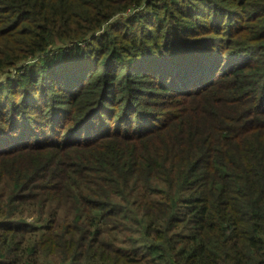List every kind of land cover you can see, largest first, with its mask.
Instances as JSON below:
<instances>
[{
  "label": "trees",
  "instance_id": "trees-1",
  "mask_svg": "<svg viewBox=\"0 0 264 264\" xmlns=\"http://www.w3.org/2000/svg\"><path fill=\"white\" fill-rule=\"evenodd\" d=\"M29 57L0 264H264V0H0V71Z\"/></svg>",
  "mask_w": 264,
  "mask_h": 264
},
{
  "label": "rangeland",
  "instance_id": "rangeland-1",
  "mask_svg": "<svg viewBox=\"0 0 264 264\" xmlns=\"http://www.w3.org/2000/svg\"><path fill=\"white\" fill-rule=\"evenodd\" d=\"M141 8H143V6H141ZM124 15H127V13ZM31 60H33V59L29 57L27 59H24L21 63H19L17 67H10L4 71H0V82H2L3 79H5L6 74H9V73L14 74L17 71H20V69L22 68V65H25L26 63L30 62ZM61 207H62V209L59 210L61 215L66 214V216L68 218H71L70 212H68V211H70L68 203L61 205ZM24 212L28 215L27 220H29V221H34L38 216V213H35V209L33 207L26 206Z\"/></svg>",
  "mask_w": 264,
  "mask_h": 264
}]
</instances>
